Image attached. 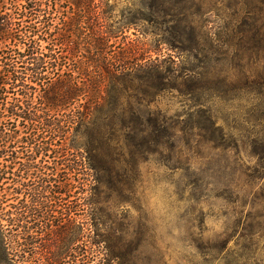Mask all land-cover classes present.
Returning a JSON list of instances; mask_svg holds the SVG:
<instances>
[{
	"label": "rangeland",
	"instance_id": "rangeland-1",
	"mask_svg": "<svg viewBox=\"0 0 264 264\" xmlns=\"http://www.w3.org/2000/svg\"><path fill=\"white\" fill-rule=\"evenodd\" d=\"M103 1L112 4L114 27L152 12L150 0ZM164 8L173 16L138 21L120 39L145 57L175 60L184 78L150 106L174 136L135 151V160L123 140L127 162L118 174L112 162V187L96 196L102 225H47L34 233L37 252L43 243L54 252L69 244L71 264H264V0H174ZM193 32L205 39L207 58L164 44ZM188 70L206 77L186 81ZM206 110L222 141L195 128Z\"/></svg>",
	"mask_w": 264,
	"mask_h": 264
},
{
	"label": "trees",
	"instance_id": "trees-1",
	"mask_svg": "<svg viewBox=\"0 0 264 264\" xmlns=\"http://www.w3.org/2000/svg\"><path fill=\"white\" fill-rule=\"evenodd\" d=\"M102 1L0 0V264H71L64 261L69 244L54 252L43 243L37 252L36 230L102 225L96 196L112 187V162L117 174L127 162L122 141L135 160V151L174 136L150 106L179 85L175 60L145 57L134 41L120 39L138 21L172 17L164 5L174 0H150V15L125 17L118 27L107 21L112 4ZM205 42L193 32L164 44L207 58ZM205 113L195 128L208 142L222 141L223 130Z\"/></svg>",
	"mask_w": 264,
	"mask_h": 264
}]
</instances>
